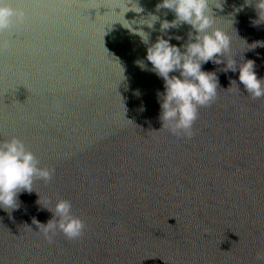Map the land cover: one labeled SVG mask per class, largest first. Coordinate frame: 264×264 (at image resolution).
Wrapping results in <instances>:
<instances>
[{"label":"water","instance_id":"95a60500","mask_svg":"<svg viewBox=\"0 0 264 264\" xmlns=\"http://www.w3.org/2000/svg\"><path fill=\"white\" fill-rule=\"evenodd\" d=\"M131 2L9 0L25 15L0 31V141L22 140L54 172L34 179L19 210H0V264H264V97L209 61L217 95L199 108L193 135L162 128L163 80L134 62L159 35L184 43L190 26L161 33L174 13L138 0L144 11L125 19L148 34L145 44L121 25ZM242 5L213 7V27L231 38L226 58L254 60L261 78L264 47L247 44L264 41V23L252 25V4L235 13ZM39 197L50 208L70 201L83 234L56 231L49 242L33 220L52 216Z\"/></svg>","mask_w":264,"mask_h":264},{"label":"clouds","instance_id":"9594fccd","mask_svg":"<svg viewBox=\"0 0 264 264\" xmlns=\"http://www.w3.org/2000/svg\"><path fill=\"white\" fill-rule=\"evenodd\" d=\"M223 2L224 0H160L156 11L168 9L175 17L172 21H162L160 32L167 33L169 29L186 24L190 26L187 40L182 44H172V39L180 41L183 38L171 35L165 38L164 35H159L147 47L146 57L134 62L142 71H151L163 80L164 91L157 92V102L160 105L158 118L162 122V128H167L174 135L190 138L199 108L210 105L216 98L219 85L216 71L203 70V65L209 61L215 65L225 63L221 71H238V82L247 93L252 98L264 97V77L258 78L255 61L247 59L237 64L234 59L226 58V53L231 49V38L220 28L213 27L216 19L212 12L213 7L223 10ZM249 4L254 5L258 15V19L251 21L252 25L264 23V0H245V5ZM245 5L234 8V12L242 11ZM129 11H144L138 0L126 4L123 19L128 22L127 26L119 22L130 33L139 35L142 42L147 44L148 34L133 27L137 21L129 22L125 19V14ZM24 15L23 10L12 8L9 0H0V31L10 29L14 22H22ZM150 18L151 23L146 24L153 28L159 17L150 14ZM247 45L248 50H253L264 47V41H254ZM233 83L238 86L237 80H232L231 85ZM144 110L146 109L141 107V111ZM39 163L22 140L12 137L0 141V210L11 215L21 207L20 195L33 192L35 178L45 181L51 179L54 169L39 167ZM39 200L40 197L37 200L40 210H46L52 216L47 223H40L35 218L33 220L37 226H43V234L49 242L56 231L63 233L69 240L77 239L83 234L84 222L72 214L70 201L58 200L50 208L42 206L38 203ZM257 258L264 260V252H258Z\"/></svg>","mask_w":264,"mask_h":264}]
</instances>
